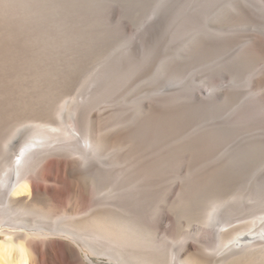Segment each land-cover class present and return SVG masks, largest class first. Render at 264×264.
Listing matches in <instances>:
<instances>
[{
  "label": "bare ground",
  "instance_id": "bare-ground-1",
  "mask_svg": "<svg viewBox=\"0 0 264 264\" xmlns=\"http://www.w3.org/2000/svg\"><path fill=\"white\" fill-rule=\"evenodd\" d=\"M168 1L157 0L150 16L167 15ZM174 2L175 29L189 34L187 47L222 51L208 62L203 102L214 111L218 96H239L235 111L253 110L252 140L263 156L264 0ZM165 62L160 84L146 95L168 104L200 88L195 75L169 72ZM224 70L232 77L217 83L216 74ZM97 85L86 79L71 97L69 91L61 93L47 121L34 114L1 138L0 264H264V176L257 178L252 194L261 208L257 219L233 225L229 216L238 206L228 208L236 198L231 197L164 247L158 223L144 219V188L127 183L130 166L118 169L123 155L113 153L132 146L133 123L108 120L112 108L98 102ZM57 168L60 174L52 176ZM66 175L73 185L65 191L57 183Z\"/></svg>",
  "mask_w": 264,
  "mask_h": 264
},
{
  "label": "rangeland",
  "instance_id": "rangeland-1",
  "mask_svg": "<svg viewBox=\"0 0 264 264\" xmlns=\"http://www.w3.org/2000/svg\"><path fill=\"white\" fill-rule=\"evenodd\" d=\"M156 1L0 0V141L18 122L39 115L47 121L61 93L71 97L83 81L92 80L100 105L112 108L108 120L133 123L132 146L113 152L123 155L117 168L130 166L127 183L145 190L144 219L158 223L164 247L170 248L173 236L231 197L236 198L228 208L238 206L229 216L233 225L257 219L261 208L252 194L264 176V154L252 140L253 110L235 111L239 96H218L214 111L203 102L208 62L222 51L187 47L189 34L175 29L174 0L166 4L167 15L150 16ZM165 59L169 72L192 73L200 88L168 104L146 95L160 84ZM224 71L227 76L216 74L217 83L232 77ZM226 116L228 126L222 121ZM66 176L57 183L65 191L73 185Z\"/></svg>",
  "mask_w": 264,
  "mask_h": 264
}]
</instances>
